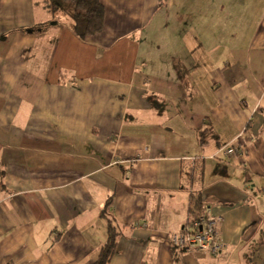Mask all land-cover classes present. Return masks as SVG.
<instances>
[{
    "label": "crops",
    "instance_id": "1",
    "mask_svg": "<svg viewBox=\"0 0 264 264\" xmlns=\"http://www.w3.org/2000/svg\"><path fill=\"white\" fill-rule=\"evenodd\" d=\"M41 1L0 0V264H93L108 201L109 264H264V0H100L86 38ZM196 196L218 254L172 242Z\"/></svg>",
    "mask_w": 264,
    "mask_h": 264
},
{
    "label": "trees",
    "instance_id": "2",
    "mask_svg": "<svg viewBox=\"0 0 264 264\" xmlns=\"http://www.w3.org/2000/svg\"><path fill=\"white\" fill-rule=\"evenodd\" d=\"M40 3L53 14L62 13L71 18L72 30L80 38L97 34L104 28L105 7L100 0H42ZM193 204L190 220L203 213L200 211L203 204L200 196H196ZM109 205L108 201L103 210L108 220V238L100 249L98 259L93 264H109L118 252V240L123 235L122 226L114 217L107 214Z\"/></svg>",
    "mask_w": 264,
    "mask_h": 264
},
{
    "label": "built area",
    "instance_id": "3",
    "mask_svg": "<svg viewBox=\"0 0 264 264\" xmlns=\"http://www.w3.org/2000/svg\"><path fill=\"white\" fill-rule=\"evenodd\" d=\"M230 154L235 150L228 148ZM221 218H212L202 213L195 219H191L180 232L172 236L173 244L185 251H207L217 254L221 251L223 242L218 237L217 227Z\"/></svg>",
    "mask_w": 264,
    "mask_h": 264
},
{
    "label": "rangeland",
    "instance_id": "4",
    "mask_svg": "<svg viewBox=\"0 0 264 264\" xmlns=\"http://www.w3.org/2000/svg\"><path fill=\"white\" fill-rule=\"evenodd\" d=\"M62 15V14H61ZM56 21V19L55 18H53V21H51V22H55ZM190 221V220H189ZM196 252H204V253H206L207 251H196ZM208 253V252H207Z\"/></svg>",
    "mask_w": 264,
    "mask_h": 264
}]
</instances>
